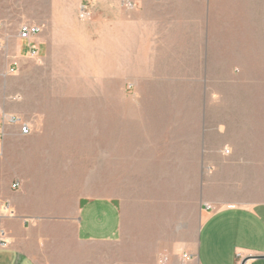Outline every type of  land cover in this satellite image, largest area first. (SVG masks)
Returning <instances> with one entry per match:
<instances>
[{
	"label": "crops",
	"instance_id": "1",
	"mask_svg": "<svg viewBox=\"0 0 264 264\" xmlns=\"http://www.w3.org/2000/svg\"><path fill=\"white\" fill-rule=\"evenodd\" d=\"M123 1L41 4L40 32L14 46L42 81L105 87L68 94L87 103L27 88V135L3 123L18 111L0 93V264H264V175L237 162L264 152L240 131L244 110L221 102L256 48L258 0Z\"/></svg>",
	"mask_w": 264,
	"mask_h": 264
},
{
	"label": "rangeland",
	"instance_id": "2",
	"mask_svg": "<svg viewBox=\"0 0 264 264\" xmlns=\"http://www.w3.org/2000/svg\"><path fill=\"white\" fill-rule=\"evenodd\" d=\"M65 1L70 8L78 3V0ZM55 3L56 0H0V93L6 101V105L18 111L15 113L16 115L3 112L1 116L3 123H6L5 117L15 116L20 119L21 124H24L22 120L27 88L30 93L31 91L40 93L41 89L44 90V94L48 93L47 91L59 93L57 96L45 95L51 99V102L87 103L91 100L89 96L68 94L76 91L75 88L105 87L103 80L45 79L42 81L40 79V59L24 56L14 57L13 51L19 39V28L22 25H29L34 20L41 19V15L37 11L41 4H47L49 8H52ZM82 5H88L92 8V18L87 23L93 21L95 8L97 7L96 3L86 1ZM258 13H264V0H258ZM255 40L256 48L248 50L241 64H238L241 70L240 74L236 75L231 84L225 87L221 102L244 110L239 114L245 115L246 119H250L251 124L249 123V126L245 128H240V131L252 140L257 141L261 147L259 149L264 152V14L257 16ZM64 65L61 67L62 71H64ZM11 69L14 70L10 71ZM235 69L237 74L239 70L238 68ZM128 90H130V87H128ZM127 93V99L124 102H133L134 96H131L129 92ZM92 98H95L97 103H104L103 97ZM111 99L113 104L120 103L115 95ZM253 120H255L254 124L252 123ZM225 151L224 154L228 155L229 152L226 153ZM237 162H249L252 171L256 170L258 174L264 175V159ZM262 180L264 181V177ZM257 196L259 199L264 200V191H258Z\"/></svg>",
	"mask_w": 264,
	"mask_h": 264
},
{
	"label": "built area",
	"instance_id": "3",
	"mask_svg": "<svg viewBox=\"0 0 264 264\" xmlns=\"http://www.w3.org/2000/svg\"><path fill=\"white\" fill-rule=\"evenodd\" d=\"M159 1V0H156ZM122 5L127 9H133L135 7L134 0H124ZM78 19L82 22L90 21L92 18V8L88 5H80L78 8ZM40 32V28L32 25H22L19 28V39L26 42H31L32 38L36 36ZM31 56L35 55L34 48L31 49ZM11 69L10 71H13ZM5 122L8 124H18L20 127V133L22 135H27L30 133V129L24 124L20 123V119L15 116H7L5 117ZM228 153V151H225ZM18 187L17 184L12 185V189H16ZM2 211L5 217L12 218L15 216V212L9 203H5L2 207ZM8 247V239L6 234L3 231H0V249ZM184 258H189L187 255H184Z\"/></svg>",
	"mask_w": 264,
	"mask_h": 264
},
{
	"label": "water",
	"instance_id": "4",
	"mask_svg": "<svg viewBox=\"0 0 264 264\" xmlns=\"http://www.w3.org/2000/svg\"><path fill=\"white\" fill-rule=\"evenodd\" d=\"M245 263V261L244 262H242V264H244Z\"/></svg>",
	"mask_w": 264,
	"mask_h": 264
}]
</instances>
